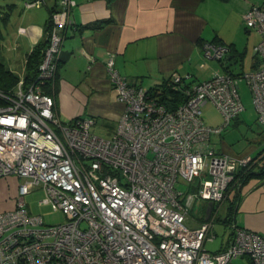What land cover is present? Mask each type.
<instances>
[{
  "label": "built area",
  "instance_id": "obj_1",
  "mask_svg": "<svg viewBox=\"0 0 264 264\" xmlns=\"http://www.w3.org/2000/svg\"><path fill=\"white\" fill-rule=\"evenodd\" d=\"M44 3L23 0V8ZM58 7L35 79L25 86L21 75L12 89H0V177L19 179L13 207L0 211V264H230L243 256L264 264V233L232 220L225 248L209 251L204 245L216 236L228 186L251 160L219 153L210 138L243 111L241 79L264 130V2L243 13L245 25L260 35L255 51L261 65L194 83L189 73H173L167 86L186 97L174 107L161 101L162 87L130 83L116 68L115 55L109 56L107 73L122 105L111 137L92 132L91 116L61 121L53 94L45 90L53 85L71 23V0H59ZM201 47L205 59L222 62L229 54L224 44L205 41ZM207 102L224 117L217 126L202 118ZM35 190L44 192L38 203L60 212L63 222L46 224L29 212L25 196ZM196 199L212 202L213 209L189 227L185 221Z\"/></svg>",
  "mask_w": 264,
  "mask_h": 264
},
{
  "label": "crops",
  "instance_id": "obj_2",
  "mask_svg": "<svg viewBox=\"0 0 264 264\" xmlns=\"http://www.w3.org/2000/svg\"><path fill=\"white\" fill-rule=\"evenodd\" d=\"M19 1V15L32 9L23 8V0H10L5 10H10L9 18ZM58 1L45 0L42 5L46 10L44 13L39 11L34 17H26L28 23L19 25L14 41L2 31L1 54L8 67L19 76L25 73L27 54L31 49L39 43L44 46V25L50 11L57 9ZM257 2L260 0H71V23L66 29L53 82L56 90L47 91L51 85L45 86V90L54 96L58 117L65 109L64 102L67 99L74 101L75 107L68 122L76 116H91L95 120L91 130L96 133L93 131L96 114L110 115L112 119L108 120L112 123L104 126L108 132L106 137L112 136L122 105L111 102L110 94L115 91L105 64L111 55H115L116 68L130 83L159 87L164 80H170L173 73H189L192 75L190 82L194 83L216 72H230L226 61H240L253 38L252 50L258 58L252 61L250 68L234 74L258 68L261 60L255 46L260 35L244 27L242 22L244 11ZM5 11H1L0 16ZM243 28L248 34L244 46L239 42L244 37ZM205 41L228 45L229 54L222 62L205 59L201 47ZM240 81L246 82L244 79ZM101 96L107 100L100 102ZM237 117L234 118L236 123L239 121ZM259 134L254 144L240 150L224 138L217 141L212 140V135L210 138L219 153L235 158H254L264 148V130L260 129ZM214 135L221 137V133ZM262 157L264 155L261 154L252 162L251 171L256 172L264 166ZM18 183L15 176L0 177V211L13 207ZM232 191V198L229 199L227 193L219 204L218 211L224 207L225 216L221 218L218 215L216 219L228 226V235L219 241L215 250L209 251L227 246L231 220L246 229L264 233V177L252 175L243 184L235 183L230 189ZM195 202H192L189 212H192ZM206 208V201H198L195 214L188 213L186 224L199 226L207 218Z\"/></svg>",
  "mask_w": 264,
  "mask_h": 264
},
{
  "label": "rangeland",
  "instance_id": "obj_3",
  "mask_svg": "<svg viewBox=\"0 0 264 264\" xmlns=\"http://www.w3.org/2000/svg\"><path fill=\"white\" fill-rule=\"evenodd\" d=\"M10 0H0V14L1 11L6 10V4ZM18 7H15L11 13V16L8 21V23L2 27V31H5V33L8 35L9 39L14 41V35H16V32L19 30L20 24H26L28 20L29 15H32L31 17H34L35 14H38L40 11L41 14L44 13L46 10L44 7H42L43 4L39 6L31 7L32 9L29 11H26L24 14L19 15V7L21 6L20 1L16 3ZM28 9V8H27ZM30 9V8H29ZM29 17V18H31ZM26 18V19H25ZM244 22V20H242ZM245 24V23H244ZM244 27L248 28L246 25ZM252 31H254L252 29ZM247 32H245V29L243 28V35L239 42L244 46L247 42L246 38ZM248 36V34H247ZM253 38L249 40L248 46H247V53L241 57L240 61L232 60V61H226L228 64L227 66L230 68L231 72L236 73L240 72L241 69H248L250 68L252 61L258 58V56L253 52L252 45H253ZM211 61H217V60H211ZM220 66V65H219ZM204 75V74H203ZM238 91L240 94L241 101L244 105L243 111L240 113V115L237 117L238 122L236 123L235 119H232L231 123L227 128H225L221 132V137L219 135H212V140L217 141L219 138H224L227 140L232 146L237 149H243L248 147L251 144H254L258 138L260 128L257 126L255 122L256 118V112L255 108L252 102V96L249 90V87L246 82L240 81L238 85ZM111 96V102L118 103L116 93L110 94ZM107 100V99H106ZM103 96L100 97V102L106 101ZM74 101H68V99L64 102L65 109H63L60 112V119L63 122H68L73 114V107H75ZM100 105L103 104L100 103ZM202 118L204 119L205 123L210 126H217L220 123L223 122L224 117L223 115L214 107V105L210 102H207L202 107ZM112 119L110 115H105L101 113L96 114V123L93 127V131H95L100 136H108L107 128H105V124H111L112 121L108 120ZM255 155V153L253 154ZM252 155V156H253ZM200 180V177L196 179V183ZM179 187L183 190L186 189L187 185L184 182H181L179 179ZM234 182L228 186L227 193H229V199L233 196V191L230 192L231 187H234ZM10 189V187H9ZM10 193V191H9ZM226 193V194H227ZM8 194V193H7ZM44 192L42 190H35L25 196V201L27 204V209L30 213H37L42 215L43 220L46 224H54L58 222H63L65 220L64 216L57 211L51 210V208L48 205H41L38 203V201L43 198ZM198 201L196 199V202L194 204L192 212H189L190 214H195L196 207L198 205ZM228 203L229 201L226 200ZM226 212L224 207H221L218 211V215L223 218L225 216ZM213 231L216 234V237L212 241H206L205 246L208 250H215L217 248V245L219 244V241L226 235H228L229 228L226 226L221 220H215ZM230 264H253L252 261L246 257H237L232 259Z\"/></svg>",
  "mask_w": 264,
  "mask_h": 264
},
{
  "label": "trees",
  "instance_id": "obj_4",
  "mask_svg": "<svg viewBox=\"0 0 264 264\" xmlns=\"http://www.w3.org/2000/svg\"><path fill=\"white\" fill-rule=\"evenodd\" d=\"M260 1L264 2V0H260ZM58 9L59 7H57V9L51 10L50 15L45 22L44 46H42V44L39 43L35 45L31 49V51L27 54V59H26V64H25V73H24L25 86H27L31 81H33L37 75L38 65L41 61L42 52L48 41L47 35L51 27V13ZM9 14H10V10H7L0 16V89L4 91H8L12 89L17 84L19 77H20L17 73L13 72L8 67L6 59L1 54V41L3 39L2 27H4L7 24ZM58 67H59V64H58ZM240 74L241 73L235 74V75H240ZM168 82H169V79L164 80L159 85V87H162V90H163L162 92L159 93V96L161 98V101L164 102L168 107H174L178 105L179 103L183 102L186 99V97L180 88L174 89L172 87H168L167 86ZM159 87L154 86V89L159 88ZM55 90H56V85L54 86L53 84L51 87L48 88L47 91L54 92ZM261 154L264 155V148L260 149V151L256 154V156L254 158H251L249 163H247L244 166H241V168L237 170L235 177L233 179V181L235 180L234 185L235 183H239V185L243 184L252 175H258V176L264 177V166H260L256 172H254L253 170L252 171L250 170V165H252V162Z\"/></svg>",
  "mask_w": 264,
  "mask_h": 264
},
{
  "label": "water",
  "instance_id": "obj_5",
  "mask_svg": "<svg viewBox=\"0 0 264 264\" xmlns=\"http://www.w3.org/2000/svg\"><path fill=\"white\" fill-rule=\"evenodd\" d=\"M212 207H213V203L212 202H208L207 203V208H206V217H208L212 211Z\"/></svg>",
  "mask_w": 264,
  "mask_h": 264
}]
</instances>
